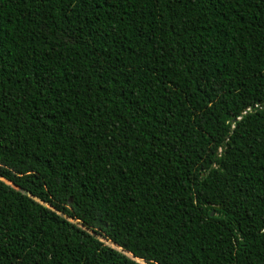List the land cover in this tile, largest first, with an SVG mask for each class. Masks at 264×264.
<instances>
[{
	"label": "trees",
	"instance_id": "1",
	"mask_svg": "<svg viewBox=\"0 0 264 264\" xmlns=\"http://www.w3.org/2000/svg\"><path fill=\"white\" fill-rule=\"evenodd\" d=\"M0 178V264H264V0H0Z\"/></svg>",
	"mask_w": 264,
	"mask_h": 264
},
{
	"label": "rangeland",
	"instance_id": "2",
	"mask_svg": "<svg viewBox=\"0 0 264 264\" xmlns=\"http://www.w3.org/2000/svg\"><path fill=\"white\" fill-rule=\"evenodd\" d=\"M0 179H2L3 181H5L6 183H8V184H11L12 185V183L10 182V181H7V180H5V179H3V178H0ZM42 204H44L45 206H48L49 207V205H48V203H43L42 201H40ZM70 221H72V222H76L75 220H73V219H71V218H68ZM79 225V224H78ZM91 234H94V232L93 231H91V230H88ZM96 237L98 238V239H100L102 242H104L106 245H109V246H111V247H113V248H116V249H118L119 251H122V250H120V248H118V247H116L115 245H113L109 240H106L103 236H101V235H96ZM123 253H125L126 254V251H122ZM127 256H129V257H131L130 255H128V254H126ZM136 260V259H135ZM136 261H138V260H136ZM139 263H141V264H149V263H146V262H144V261H142V262H140L139 261Z\"/></svg>",
	"mask_w": 264,
	"mask_h": 264
},
{
	"label": "water",
	"instance_id": "3",
	"mask_svg": "<svg viewBox=\"0 0 264 264\" xmlns=\"http://www.w3.org/2000/svg\"><path fill=\"white\" fill-rule=\"evenodd\" d=\"M122 252V251H121ZM123 253V252H122ZM125 254V253H124ZM126 255V254H125ZM129 257V256H128ZM131 259L135 260L133 257H130ZM136 261V260H135ZM138 262V261H137Z\"/></svg>",
	"mask_w": 264,
	"mask_h": 264
}]
</instances>
